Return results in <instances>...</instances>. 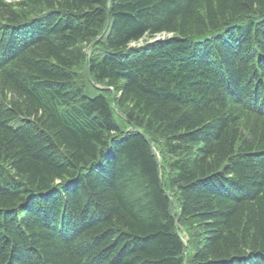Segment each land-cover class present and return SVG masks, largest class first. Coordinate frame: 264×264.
Returning <instances> with one entry per match:
<instances>
[{
    "label": "trees",
    "instance_id": "obj_1",
    "mask_svg": "<svg viewBox=\"0 0 264 264\" xmlns=\"http://www.w3.org/2000/svg\"><path fill=\"white\" fill-rule=\"evenodd\" d=\"M0 264H264V0H0Z\"/></svg>",
    "mask_w": 264,
    "mask_h": 264
},
{
    "label": "rangeland",
    "instance_id": "obj_2",
    "mask_svg": "<svg viewBox=\"0 0 264 264\" xmlns=\"http://www.w3.org/2000/svg\"><path fill=\"white\" fill-rule=\"evenodd\" d=\"M164 38H166V36L165 35H161V36H158V37H156L155 39H160V40H162V39H164ZM146 41H149V39H146L143 43H139V44H133V45H131L132 47H140V46H143V45H145V43H146ZM148 43V42H147ZM186 240H185V238H184V242H185Z\"/></svg>",
    "mask_w": 264,
    "mask_h": 264
},
{
    "label": "bare ground",
    "instance_id": "obj_3",
    "mask_svg": "<svg viewBox=\"0 0 264 264\" xmlns=\"http://www.w3.org/2000/svg\"><path fill=\"white\" fill-rule=\"evenodd\" d=\"M178 39V38H177ZM172 40V39H171ZM157 42V41H156ZM87 66V65H86ZM86 69V68H85ZM83 85V84H82ZM107 95V94H106ZM109 95V94H108ZM119 100V99H118ZM111 109V108H110ZM115 120V119H114ZM125 126V125H124ZM125 129V128H124ZM176 216V215H175ZM192 245V243H190Z\"/></svg>",
    "mask_w": 264,
    "mask_h": 264
}]
</instances>
